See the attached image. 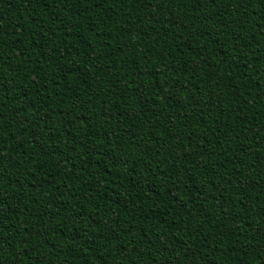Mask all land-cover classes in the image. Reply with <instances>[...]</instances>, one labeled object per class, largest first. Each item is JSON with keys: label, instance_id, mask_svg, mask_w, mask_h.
<instances>
[{"label": "trees", "instance_id": "16d2710c", "mask_svg": "<svg viewBox=\"0 0 264 264\" xmlns=\"http://www.w3.org/2000/svg\"><path fill=\"white\" fill-rule=\"evenodd\" d=\"M0 264H264V0H0Z\"/></svg>", "mask_w": 264, "mask_h": 264}]
</instances>
